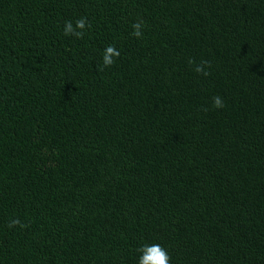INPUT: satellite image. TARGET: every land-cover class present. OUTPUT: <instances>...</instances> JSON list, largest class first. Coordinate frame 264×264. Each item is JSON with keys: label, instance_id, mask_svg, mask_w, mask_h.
<instances>
[{"label": "trees", "instance_id": "obj_1", "mask_svg": "<svg viewBox=\"0 0 264 264\" xmlns=\"http://www.w3.org/2000/svg\"><path fill=\"white\" fill-rule=\"evenodd\" d=\"M145 244L264 264V0H0V264Z\"/></svg>", "mask_w": 264, "mask_h": 264}, {"label": "clouds", "instance_id": "obj_2", "mask_svg": "<svg viewBox=\"0 0 264 264\" xmlns=\"http://www.w3.org/2000/svg\"><path fill=\"white\" fill-rule=\"evenodd\" d=\"M86 25L90 26L89 22L86 18L81 17L76 21L75 28L73 27L72 22L68 21L65 24V30L64 35H74L77 38H83L84 32L83 31H77L76 29L83 30ZM142 22H137L132 25L133 32L131 35H133L136 38H141L142 33ZM120 52L116 49L115 45H109L104 51L103 55V66L105 68L111 67L115 64V60L112 57H119ZM195 63L194 60H189V64ZM210 68L211 65L207 61H202L200 64H197L195 67V71L201 75L208 76L210 75V72L205 70V67ZM213 107L214 108H223L224 103L223 99L220 96H214L213 97ZM20 224V221L18 219L12 220L9 222L8 227H14L15 225ZM22 227L24 225H21ZM137 251L140 253V256L138 257V264H170V256L167 252V250L159 245V244H152V245H143L140 248L137 249Z\"/></svg>", "mask_w": 264, "mask_h": 264}]
</instances>
